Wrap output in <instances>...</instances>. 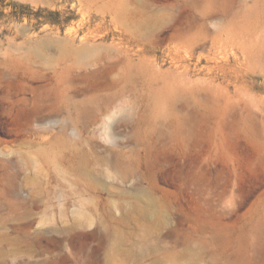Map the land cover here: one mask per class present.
<instances>
[{
  "label": "rangeland",
  "instance_id": "rangeland-1",
  "mask_svg": "<svg viewBox=\"0 0 264 264\" xmlns=\"http://www.w3.org/2000/svg\"><path fill=\"white\" fill-rule=\"evenodd\" d=\"M0 264H264V0H0Z\"/></svg>",
  "mask_w": 264,
  "mask_h": 264
}]
</instances>
